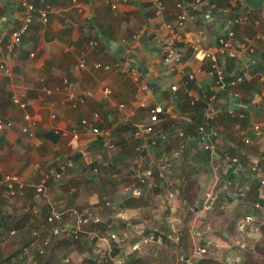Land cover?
Masks as SVG:
<instances>
[{"label":"crops","instance_id":"1","mask_svg":"<svg viewBox=\"0 0 264 264\" xmlns=\"http://www.w3.org/2000/svg\"><path fill=\"white\" fill-rule=\"evenodd\" d=\"M77 1L80 11L72 0H0L4 53L24 20V2L33 6L31 22L5 59L12 72L0 91V117L10 122L0 131V179L10 173L25 185L22 194L11 197L0 183V264H102L109 247L126 254L124 264H184L196 245L206 248L201 264H264V226L255 232L243 221L253 213L264 223V187L258 181L264 169V1L252 9L241 0H217L216 8L200 0L196 11V0H162L161 17L150 0H116L115 8L111 0ZM178 2L194 19L182 29L180 58L170 68L163 61L160 24L177 19ZM227 4L248 14L247 21L232 25L238 56L227 58L228 68L245 78L233 91L237 100L217 95L218 106L226 108L209 121L218 132V156H212L200 149L188 124L191 112L178 106L177 97L189 81L192 94L214 91L208 60L193 55L185 42L215 47L227 20L237 15ZM41 11L47 12L46 22L39 19ZM104 84L111 88L109 96L102 94ZM14 94L23 95L25 109L12 103ZM153 104L164 112L150 135L155 141L150 157L167 155L172 161L169 175L178 194L171 201L169 186L157 181L147 187L136 175L141 163L133 131L148 121ZM24 112L36 121L31 134L21 130L27 125ZM83 118L105 134L80 127ZM41 182L44 191L37 193L34 185ZM254 202L259 210L251 208ZM71 207L91 210L79 240L52 239L45 253L35 256L50 236L46 216ZM118 211L128 219L113 218ZM112 218L115 241L107 238ZM92 231L97 235L88 241ZM150 233L156 241H147ZM19 247L27 254L12 261Z\"/></svg>","mask_w":264,"mask_h":264},{"label":"built area","instance_id":"2","mask_svg":"<svg viewBox=\"0 0 264 264\" xmlns=\"http://www.w3.org/2000/svg\"><path fill=\"white\" fill-rule=\"evenodd\" d=\"M77 8V11L82 10L81 6L78 4L77 0H72ZM116 0H111V7H116ZM153 5V9L155 10L156 16L161 17L164 12L165 5L162 0H150ZM176 6L179 8L180 13L177 16V19L173 22L163 21L160 24V28L163 31V35L160 41V45L163 51V61L171 68H173L175 62H177L180 58V55L177 51V45L182 41V29L185 28L186 21L194 19L193 13L188 11L187 6L178 2ZM199 1L196 0L194 9L196 11H200ZM24 20L21 23L20 27L16 29L14 32L10 34L8 41L5 43V53L2 49L3 47V39L0 37V91L4 85L5 77L11 75L12 69L8 65L5 59H7L8 54H10L14 46L20 42L21 36L25 33L28 24L32 19V11L33 6L24 2ZM39 19L41 22L47 21V12L41 11L39 15ZM248 20V14L246 12L237 13L236 16L227 20V25L223 33L218 36L217 45L215 47H208L202 44V42L191 39L187 40L186 46L190 48L195 56H200L201 58L207 59L209 62V70L208 75L212 78L213 85L215 87L214 91H212L209 96L205 99V107L203 110V119L204 121L197 125V137L200 142V149L204 152L210 153L212 156H218L216 153V138L218 136V132L209 124L216 115L222 112V108L218 106L216 90L224 88L225 85V71L222 64V61L225 57L236 58L238 56L236 47L233 43V30L232 25L245 22ZM91 44L95 45V41H91ZM243 48V47H242ZM245 49L252 50L250 47H246ZM78 65L83 66V58H80ZM95 66L101 67L100 63H96ZM106 68V67H105ZM125 71V70H122ZM134 70H132L133 72ZM245 75L239 74L231 80V85H235L244 81ZM189 80L192 79V75H189ZM146 85H143V88H146ZM44 92L48 93L49 91L46 88H42ZM172 90L176 89L175 85L171 86ZM111 88L107 85L102 86V94L103 96H109L111 94ZM187 95L190 98V104L195 105L197 101H200L202 98L199 94H192L190 89L186 90ZM232 96L236 97L237 93L231 92ZM11 101L13 104L25 109L27 106V102L24 100L23 95H12ZM142 106H147L145 103ZM164 112V109L159 104H153L148 106V121L135 128L133 131V136L136 138L137 142L135 145V152L140 160V165L137 168V180L138 182L146 185L147 187H152L157 184L159 181L162 185L169 186L170 188L167 191L166 198L168 201H171L178 194L177 183L173 180V178L169 175V170L172 165V161L167 155L158 156L151 158V147L155 145V141L150 139V135L154 133L156 125L159 121V116ZM24 120L27 122V125L22 127L21 130L25 133L31 134L29 131V127H33L36 124L35 119L28 113L24 112L23 114ZM10 122L5 121L0 117V131L4 129L6 126H9ZM80 127H83L90 131L93 135H103L105 134V130L99 129L95 127L89 120L81 119L79 123ZM77 129V128H76ZM74 129L73 131H75ZM254 132L257 134L260 132V127L258 125H254ZM183 135V133H180ZM245 143L249 142L248 138L244 139ZM145 158H148V161H145ZM224 159L226 161L231 162L232 164H236V157L225 156ZM63 168V165L60 167ZM260 170V168H258ZM259 176V184L264 187V169H261ZM55 178H60L61 173L55 172ZM3 183L7 193L9 196H16L17 194H22V190L24 188V183L20 180L17 175L6 173L0 179V183ZM34 188L37 193H41L44 191L43 182L38 185H34ZM242 194V192L240 193ZM104 204L108 207H112V203L109 200L104 201ZM252 209L259 210L260 204L258 202L252 203ZM122 212L118 211L117 214L113 215L114 217L122 218L123 220H127L128 217L121 214ZM67 215L73 217V220L70 222L67 219ZM88 216H91V210L88 207L85 208H67L65 210H55L52 209L51 212L46 216V221L51 224V230L49 232V237L45 240V245L41 247H37L34 251L35 256H42L45 253L46 245L52 242V239H61L68 237L72 241H77L80 238V233L82 232V225L86 222ZM113 218L109 223H107L108 234L107 238L111 240H117L118 234L114 230ZM98 219L94 218L93 222H97ZM244 223L248 225L253 231L258 232L263 226L264 223L256 217L253 213H249L244 216ZM207 231L211 230L209 225L205 226ZM96 230V229H95ZM94 230V231H95ZM92 231L88 233L89 235L86 237L88 241H92L94 237H96V233ZM156 237L154 234L150 233L147 236V241H156ZM20 251L17 255L12 256L11 260L14 261L16 259H21L27 254V249L25 247H19ZM113 249L111 247L108 248L107 253L103 256V261L108 262L110 264H124L126 260V254L123 251H118L116 254L113 253ZM206 254V248L202 245H196L193 249L192 253L189 257L184 261V264H199L203 259V256ZM32 256V257H35Z\"/></svg>","mask_w":264,"mask_h":264},{"label":"trees","instance_id":"3","mask_svg":"<svg viewBox=\"0 0 264 264\" xmlns=\"http://www.w3.org/2000/svg\"><path fill=\"white\" fill-rule=\"evenodd\" d=\"M199 1V4L200 6H202V2ZM211 4H214V7L213 8H216L217 5H218V2L217 0H210V3L209 5ZM227 6H229V8L234 12V14L238 13L239 9L238 7L236 6H230V4H227ZM90 33V30L88 31ZM228 57H225L222 61V64H223V67H224V71H225V85H224V88L221 89H217L216 90V96L219 95L218 93H220V95H222L226 100L227 99H230V98H233L235 100L238 99V97H234L232 96L231 92L234 91L235 89V85H231V80L234 79V77L236 75H239L241 74L240 71H237L236 69H229L228 68V65H227V59ZM244 81H242L240 84H243ZM191 88V83L190 81L188 82V85H187V89H190ZM210 93H204L202 95V99L200 101H197V103L195 105H191L190 104V98L189 96L187 95L186 91L185 93L182 95V96H178L177 97V103H178V106L182 105V104H185L187 105L188 107V111L191 112L188 116H189V119H188V124H191V126L193 127V131L197 134V125L202 123L204 121V119L202 118L203 117V110H204V107H205V99L209 96ZM222 109L226 108V106H221ZM88 243V242H86ZM201 262L203 261H200L199 264H201ZM222 264V263H221Z\"/></svg>","mask_w":264,"mask_h":264},{"label":"water","instance_id":"4","mask_svg":"<svg viewBox=\"0 0 264 264\" xmlns=\"http://www.w3.org/2000/svg\"><path fill=\"white\" fill-rule=\"evenodd\" d=\"M247 7H250L252 9H257L262 5L264 0H241ZM112 42H110L111 44Z\"/></svg>","mask_w":264,"mask_h":264},{"label":"rangeland","instance_id":"5","mask_svg":"<svg viewBox=\"0 0 264 264\" xmlns=\"http://www.w3.org/2000/svg\"><path fill=\"white\" fill-rule=\"evenodd\" d=\"M178 262L180 263L181 262V260H178ZM104 262H102V264H103Z\"/></svg>","mask_w":264,"mask_h":264}]
</instances>
